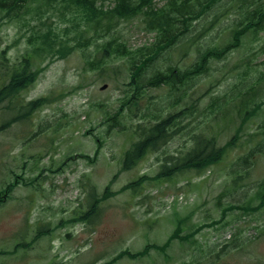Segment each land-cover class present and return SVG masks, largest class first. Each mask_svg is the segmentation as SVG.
<instances>
[{
  "label": "rangeland",
  "instance_id": "obj_1",
  "mask_svg": "<svg viewBox=\"0 0 264 264\" xmlns=\"http://www.w3.org/2000/svg\"><path fill=\"white\" fill-rule=\"evenodd\" d=\"M97 1L107 9L115 0ZM229 9L210 27L215 13ZM238 19L231 5L217 6L191 24L187 37L206 49L219 46ZM76 25L52 11L0 19V89L9 79L5 67L22 61L35 30L51 27L74 47L64 58L40 66L37 81L22 93L23 105L47 98L42 108L15 122L18 109L0 104V196L13 185L0 205V264H264V206L255 209L264 194V147L248 166L236 163L256 143L264 146V108L212 169L154 180L163 158L191 145L192 132L213 124L220 145L233 137L240 119L231 123L214 113L220 114L229 85L247 67L249 73L264 71V33L213 62L209 76L186 84L175 108L168 107L171 95L165 85L139 93V108H128L123 107L129 89L124 61L106 59L100 70L88 67V61H103L98 50L110 37L79 45ZM144 28L142 17L121 21L112 37L135 50L153 42L154 35ZM183 46L155 65L160 70L189 68L192 55ZM170 110L180 112L177 135L159 153L124 169L125 153L138 141L135 126ZM114 116L126 131L116 129ZM142 177L148 179L136 190L126 188ZM90 195L100 200L94 215L88 214ZM180 221L179 236L196 231L193 238H177L166 250L151 247L142 253L151 245L164 246Z\"/></svg>",
  "mask_w": 264,
  "mask_h": 264
},
{
  "label": "trees",
  "instance_id": "obj_2",
  "mask_svg": "<svg viewBox=\"0 0 264 264\" xmlns=\"http://www.w3.org/2000/svg\"><path fill=\"white\" fill-rule=\"evenodd\" d=\"M155 1L115 0L113 6L105 9V6H98L97 0H0V19L19 20L24 16L36 18L40 14L44 15L46 12L52 11L56 12L59 18L67 20L73 25L76 22L79 23V27L75 26L76 29L78 28L76 35L80 37L79 45L93 38L110 37L98 50L101 57L104 58L103 61L101 59L88 61V67L91 69L98 67L100 70L102 67L99 63L106 59L120 58L124 61L126 74L129 77L127 85L129 89L126 92L123 107L128 108H139L141 99V97H137L139 93L163 85L169 87V94L171 95V101L168 103L169 109L175 108L178 101L182 99V94L185 93L182 91L186 84H189L192 79H198L205 75L209 76L213 62L227 59L230 53L241 48L250 36L254 39L264 33V0H167L161 7H158ZM225 5H231L235 8L239 13V19L234 26L226 31L227 36L223 44L206 49V47L199 46L196 42L191 41L190 37H187L194 21L200 20L210 12L215 11L217 6L224 7ZM228 12H231L230 9L219 15L215 13L210 27L219 23L223 16H228ZM215 15L217 16L215 17ZM139 17H142L145 23L144 29L152 33L154 39L149 45L131 50L126 42H121L112 36L121 21H131ZM28 41L30 51L23 56L22 61L12 68L5 67V73L8 74L9 79L6 85L0 89V104L7 102L10 111L16 109L19 111L16 118H13L15 122L28 118L32 113L42 108L47 101V98H41L23 105L22 93L37 81L40 73L38 68L46 61L64 58L74 50V47H70L71 44L51 27L35 30ZM182 45L184 46L181 50L187 48L186 55H192L189 68L180 69L168 66L167 69L160 70L155 65L164 54L172 53ZM248 70L247 67L229 85L228 91L221 100L220 114L214 113L215 117L220 115L223 119L229 117L231 123L238 118L240 119V126L233 137L226 145H220L219 137L213 131V124H208L203 131L192 132L190 135L191 145L179 154L163 158L164 163L161 164L159 173L154 180L171 179L173 176L187 171H194L198 175L203 174L220 163L228 153V149L233 150L235 148L236 141L243 134L247 124L257 118L264 108V71L249 73ZM128 96L130 98L126 102ZM174 111L170 110L167 115L154 114L148 118L147 122L135 126L132 131L138 141L134 142L126 151L124 169L137 164L151 152L159 153L177 135L179 131L178 121L181 117L180 112ZM185 111L187 112L188 109L186 108ZM118 114H120V110ZM115 118L116 116H114V126L121 127L116 129H119V132L126 131L127 129L122 127ZM214 125L216 129H219L217 123ZM258 131L260 132V130ZM252 135L249 134L251 137ZM260 145L256 143L248 150V153L240 156L236 161L237 165L242 163L243 166H248L251 158L258 152L262 154L264 146L261 148ZM237 178L234 179L235 184ZM147 179L142 177L126 188L136 190ZM11 187L13 185L4 191L5 194L1 193L0 205L9 198L7 193L12 191ZM263 196L264 194L260 195L261 204L255 209L264 206ZM89 198L90 212L88 214L99 213L98 203L100 200L95 195H90ZM232 209L235 207L230 206L229 210ZM181 224L182 221L179 222L175 232L164 246L151 245L146 247L142 253L151 247L156 250H166L171 242L177 238L188 241L193 238L196 231L185 237L179 236ZM131 257L137 256L132 255Z\"/></svg>",
  "mask_w": 264,
  "mask_h": 264
}]
</instances>
